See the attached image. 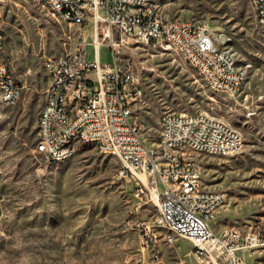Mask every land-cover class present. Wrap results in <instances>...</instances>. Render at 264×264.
Listing matches in <instances>:
<instances>
[{
  "label": "rangeland",
  "instance_id": "374dc122",
  "mask_svg": "<svg viewBox=\"0 0 264 264\" xmlns=\"http://www.w3.org/2000/svg\"><path fill=\"white\" fill-rule=\"evenodd\" d=\"M158 1L167 17L204 21L234 52L246 84L235 96L215 93L173 43L126 40L115 48L134 64L142 87L134 115L146 121L150 143L164 110L205 111L238 129L244 140L237 152L193 154L207 187L226 195L214 229L255 231L264 226V25L249 0ZM0 28L3 57L24 86L17 103L0 108V264H142L150 251L128 222L159 211L132 195L134 181L119 177L121 160L92 142L62 163L34 152L48 82L44 62L81 42L82 32L92 56L94 24L60 20L34 0H0ZM112 52L103 46V60ZM191 248L190 239L175 235L174 246H163L164 260L192 262ZM237 253L242 264H264V246Z\"/></svg>",
  "mask_w": 264,
  "mask_h": 264
},
{
  "label": "built area",
  "instance_id": "2783aa9c",
  "mask_svg": "<svg viewBox=\"0 0 264 264\" xmlns=\"http://www.w3.org/2000/svg\"><path fill=\"white\" fill-rule=\"evenodd\" d=\"M48 8L58 19L85 25L93 23L91 57L82 41L63 54L45 60L48 82L45 102L37 118V140L34 152L39 157L74 153L72 147H60L62 138L102 137L100 151H123V169L119 177L134 181L132 195L158 209L151 219L135 217L141 230L143 247L149 257L142 264H168L163 246H174L175 238L165 232L155 236V225L175 224L179 237L192 241L194 260L183 258L177 264H242L240 249L264 246V226L255 231L239 232L232 229L216 231V219L226 196L224 192L207 187L203 179L204 166L193 153L213 156L230 155L241 149L242 133L224 120L205 111L194 113V121H186L180 111L164 110L158 119V137L148 142L146 121L134 115V106L142 95V87H135V95H128V87L139 80L134 65L123 59L115 46L126 40L162 42L176 38L184 44L195 62L210 73L213 85L222 95L235 96L246 81L234 70L237 60L230 49V57H222L215 33L207 38L208 25L202 20L157 15V0H34ZM258 22L264 25V0L253 6ZM79 3L94 8V17L79 13ZM96 40L98 43L96 44ZM105 40L109 42L104 43ZM98 44L100 46L98 47ZM5 36L0 28V50L4 51ZM113 47L111 61L99 58L102 47ZM4 56V55H3ZM75 60H83V87H76L71 74ZM122 61H129V69H122ZM0 78L9 86L0 108L13 105L21 98L24 86L9 64L0 63ZM78 90L75 108L77 121H69L65 95ZM215 117V124H208ZM55 127H62V136H55ZM220 133V142L204 139V131ZM224 142H233V151H224ZM139 203L135 210L138 211ZM152 252H159V260H152Z\"/></svg>",
  "mask_w": 264,
  "mask_h": 264
},
{
  "label": "bare ground",
  "instance_id": "6f19581e",
  "mask_svg": "<svg viewBox=\"0 0 264 264\" xmlns=\"http://www.w3.org/2000/svg\"><path fill=\"white\" fill-rule=\"evenodd\" d=\"M253 6H260V0H253ZM157 7H160V3L157 0ZM79 13L84 15V17H94V8H88L86 3H79ZM157 15H162V17H167L161 8H157ZM257 21H258V17ZM96 29V25H94ZM207 38H214V32L207 28ZM165 40L173 43L178 49L179 53L183 56L188 65L197 73L201 78L205 80L210 89L215 93H220V89L213 85V79L210 77V73L205 71L204 68L197 64L191 53L186 51L184 44H181L177 41L176 38H165ZM98 41L96 40V44ZM223 41L219 43V52L222 57H230V50L223 45ZM92 45L93 42H92ZM100 44H98V47ZM3 50H0V63H5L3 57ZM101 58V51L100 56ZM130 65H134L130 61ZM122 69H129V61H122ZM234 70L242 76V81H246V73L243 69L237 67L236 60L234 61ZM71 74L76 87H83L84 84V75H83V60H75L73 66H71ZM135 87H141L139 80H134V87H128V95H135ZM6 94H9V86L5 85V79L0 78V102H4L6 99ZM78 97V90H70L68 94L65 95V108H67V117L69 121H77L78 108H75V103ZM194 113H202L199 110L180 112L186 118V121H194ZM208 124H215V117H208ZM229 124V123H227ZM55 136H62V127H55ZM204 139H211L212 143L220 142V133L214 130L204 131ZM83 142H92L100 150V145L102 144V137H87V138H62L60 139V147H72L73 152H76L80 143ZM224 151H233V142H224ZM104 153L112 154L117 156L123 163V151L119 150H106ZM74 153L59 154L49 157L48 155H41L40 158L45 159L46 161L62 163L70 159ZM123 169V166L120 170ZM224 196L225 193H224ZM130 226L134 227L141 234V230L138 229V220H129ZM161 228L170 238H175V235L179 236V230L176 228L175 224H159L155 225V236H163V233H160L158 229ZM152 260H159V252H152ZM145 261V260H143Z\"/></svg>",
  "mask_w": 264,
  "mask_h": 264
},
{
  "label": "crops",
  "instance_id": "0c3cea01",
  "mask_svg": "<svg viewBox=\"0 0 264 264\" xmlns=\"http://www.w3.org/2000/svg\"><path fill=\"white\" fill-rule=\"evenodd\" d=\"M91 57V56H90Z\"/></svg>",
  "mask_w": 264,
  "mask_h": 264
}]
</instances>
